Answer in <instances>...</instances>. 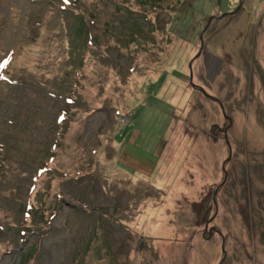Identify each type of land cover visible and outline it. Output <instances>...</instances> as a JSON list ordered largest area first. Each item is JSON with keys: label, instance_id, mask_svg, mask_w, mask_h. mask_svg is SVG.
<instances>
[{"label": "rangeland", "instance_id": "374dc122", "mask_svg": "<svg viewBox=\"0 0 264 264\" xmlns=\"http://www.w3.org/2000/svg\"><path fill=\"white\" fill-rule=\"evenodd\" d=\"M0 80V264H264V0H0Z\"/></svg>", "mask_w": 264, "mask_h": 264}, {"label": "water", "instance_id": "95a60500", "mask_svg": "<svg viewBox=\"0 0 264 264\" xmlns=\"http://www.w3.org/2000/svg\"><path fill=\"white\" fill-rule=\"evenodd\" d=\"M240 5H241V1H240ZM218 19V18H220V17H211L210 19H209V21L211 20V19ZM209 21H208V23H209ZM200 39V45H202V40H201V37L199 38ZM189 69H190V63H189ZM189 79L191 80V70H189Z\"/></svg>", "mask_w": 264, "mask_h": 264}, {"label": "trees", "instance_id": "16d2710c", "mask_svg": "<svg viewBox=\"0 0 264 264\" xmlns=\"http://www.w3.org/2000/svg\"><path fill=\"white\" fill-rule=\"evenodd\" d=\"M72 1V0H71ZM125 1V0H124ZM132 40V39H131ZM130 41V40H129ZM2 81H4V80H0V82H2ZM63 117V116H62ZM63 119V118H62ZM61 122V121H60ZM28 207H30V209L32 208L31 207V205H27ZM27 213V212H26ZM30 249H32V247L30 248ZM22 257H23V254H22ZM23 261H24V258L20 261V263L19 264H23Z\"/></svg>", "mask_w": 264, "mask_h": 264}]
</instances>
